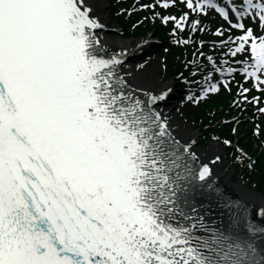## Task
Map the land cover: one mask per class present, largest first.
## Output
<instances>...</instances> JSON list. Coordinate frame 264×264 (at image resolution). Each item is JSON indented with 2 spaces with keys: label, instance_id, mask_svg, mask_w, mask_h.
<instances>
[{
  "label": "snow or ice",
  "instance_id": "6c2138e0",
  "mask_svg": "<svg viewBox=\"0 0 264 264\" xmlns=\"http://www.w3.org/2000/svg\"><path fill=\"white\" fill-rule=\"evenodd\" d=\"M96 4L0 0V264H264V204L210 182L195 141L178 139L158 109L171 90L134 88L120 72L127 50L101 45ZM140 7L173 34L208 31L210 12L224 22L218 36L232 33L212 43L220 54L200 41L189 102L235 81L247 103L237 75L264 93V0Z\"/></svg>",
  "mask_w": 264,
  "mask_h": 264
},
{
  "label": "trees",
  "instance_id": "16d2710c",
  "mask_svg": "<svg viewBox=\"0 0 264 264\" xmlns=\"http://www.w3.org/2000/svg\"><path fill=\"white\" fill-rule=\"evenodd\" d=\"M116 10L117 8L113 9L114 12ZM116 17L120 19V21L126 26V29L129 30L128 34L139 36L154 31L155 35L160 36L164 42L166 41L164 39L166 30L163 28L162 23L158 20L152 21V19L144 12L137 13L131 18H128L125 14L121 13L116 15ZM134 22H138V24H136L137 26L133 25L131 28V25ZM210 34V32H197L196 36L199 40L209 38L215 39V37ZM167 49L168 51L161 50L165 59V72L169 75H177L179 73L187 74L186 65H188V60L191 58L193 50L190 48L185 50L180 47H168ZM232 97L233 95L229 92L222 91L220 95L212 97L211 100L204 102L203 105L192 110L190 118H192L194 124L196 123L197 125L204 127L203 132H205L206 137L208 136L207 134H214L221 136V138L226 137L232 142L236 137L237 145L245 146L251 155L256 157V163L253 167L254 170H252L249 175L251 176V181H253L257 188L264 191V154L259 152V149L254 148L257 146V142L260 144L262 140H264V131L261 130L262 136H259L257 141L250 131V128H253L254 124L252 126L250 123L251 127L243 124L242 117H244V113L235 112L232 103H230ZM234 117L239 120V125L237 126V131L235 133L232 132L234 124L222 123L223 120H230ZM234 119L232 121H234ZM227 149L228 152L239 153L238 149H233L232 147H228ZM241 155L244 154L236 155V157L240 156L243 159L244 157Z\"/></svg>",
  "mask_w": 264,
  "mask_h": 264
},
{
  "label": "bare ground",
  "instance_id": "6f19581e",
  "mask_svg": "<svg viewBox=\"0 0 264 264\" xmlns=\"http://www.w3.org/2000/svg\"><path fill=\"white\" fill-rule=\"evenodd\" d=\"M103 7L104 5L97 1L94 10V14L99 17L102 27H105V30L99 29L96 33L101 45H103V47L109 52L113 49L127 50L126 58L120 67V72L124 74L128 83L134 88L160 91L169 87L171 92L167 96V99L158 105V109L161 111L162 115L167 116L174 135H176L178 139H181V141L194 140L196 142L197 138L195 135L192 133L190 134L187 127L181 126L182 119L176 114L175 105L173 104V101L170 100L174 95L172 90L174 83L172 81H166V84L164 83L163 86L161 85L162 77L153 73L154 71L150 69L151 63H148V59H146V56L148 55L146 53L145 44L140 43L139 41H117L113 33H105L112 25H109L110 20L108 19V16L106 17ZM139 51H141L140 54H136ZM133 55L134 58H132ZM136 59H139L138 62H134ZM137 65H140V67ZM192 151L196 153L198 163H208L211 176L210 182L214 183L225 197L232 198L234 201H238L252 209L264 204L261 201L259 202L255 200V198L251 196L245 195L238 186L232 183V180L230 179L232 173L228 169H223L221 159H213L214 156L219 157L218 149L215 150L211 147L205 146L197 148L194 144Z\"/></svg>",
  "mask_w": 264,
  "mask_h": 264
},
{
  "label": "rangeland",
  "instance_id": "374dc122",
  "mask_svg": "<svg viewBox=\"0 0 264 264\" xmlns=\"http://www.w3.org/2000/svg\"><path fill=\"white\" fill-rule=\"evenodd\" d=\"M97 1L101 2L104 5L103 8L105 10V15H106V17L108 16V19L110 20L109 21V25L113 26V28H112L113 30L115 29V30L118 31V33L109 31V32H111V33H113L115 35V39L117 41L121 40V41L131 42V41L137 40V39H132V38L130 39V38H124L123 37L125 29L121 28L120 23H118V21L116 19H113L111 17V15L110 16L108 15L109 11L111 10V4L108 2V0H97ZM131 15H133V14H131ZM151 42H152V40L147 45V48L149 50H150V47H151V44H150ZM149 55L151 57V60L148 61V63H151L150 69L154 71L153 72L154 74H156L157 76H161L162 77L163 81H161V83H162L161 85L163 86L166 81H172L174 83V86H173V91H174L173 94L174 95H173L172 98H170V100L173 101V103L176 102V105H177V108H178L177 114L182 119V125L181 126L182 127L183 126L187 127V129L189 130L190 134L191 133L194 134L195 137L197 138L195 146L197 148H202V146H205V147H211V148H213L215 150L218 149L219 150V154L218 155H219V158L222 161L223 169H228L232 173V178H231L232 179V183L234 185L238 186V188L241 191H243V193L245 195L251 196V197L255 198V200H257L259 202L261 201V202L264 203L263 199L261 197H259V195L257 193H255V191L251 187L247 186L246 182L244 180H242L238 174L234 173L235 169H233L231 167V165L228 162L227 158H224V155H223L224 151H223V147L221 146V144L218 141L214 140V139L213 140H206V138L203 137V135L200 133V131L198 129H196L192 125V123L188 120V118L186 116V112H185L186 109H187V105H188L186 99L181 98L182 101L180 100L177 103V100L180 99V97L178 96L180 94H177V91H178L179 88L177 86L176 80L173 79V78H165L164 77V72L162 71V63H163V61H161V58H159L158 54L155 51L150 53ZM262 102L264 103V100ZM243 124L248 125V126L251 127V124L249 123L248 119L246 121H244ZM252 130L253 129L250 128L251 133H253ZM199 140H200V144H199ZM254 148L258 149V146H255Z\"/></svg>",
  "mask_w": 264,
  "mask_h": 264
}]
</instances>
